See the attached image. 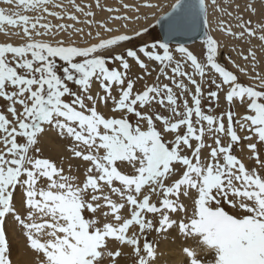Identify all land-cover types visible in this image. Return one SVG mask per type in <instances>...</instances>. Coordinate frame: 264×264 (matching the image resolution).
I'll return each mask as SVG.
<instances>
[{
  "label": "snow or ice",
  "instance_id": "obj_1",
  "mask_svg": "<svg viewBox=\"0 0 264 264\" xmlns=\"http://www.w3.org/2000/svg\"><path fill=\"white\" fill-rule=\"evenodd\" d=\"M68 2L84 21L63 0H0L12 6L0 7V32L20 41L0 43V264H12L6 218L23 230L35 264H122L130 255L132 264H156L148 237L174 228L196 244L183 249L189 264H264V71L257 52L241 53L251 68L228 58L244 83L207 32L200 57L170 40L125 47L149 28L121 33L95 21L90 5L85 11ZM247 10L257 12L252 4ZM201 16L206 25L205 0H176L161 19L171 37L196 31ZM235 19L240 31L223 21L220 28L241 40L259 32L264 42V22ZM76 23L110 35L96 32L97 42L80 45L72 39L84 35ZM136 67L143 75L133 78ZM153 71V82L136 89ZM221 95L227 111L217 114ZM237 105L245 110L239 118ZM52 132L66 142L68 156L59 162L43 155Z\"/></svg>",
  "mask_w": 264,
  "mask_h": 264
},
{
  "label": "rangeland",
  "instance_id": "obj_2",
  "mask_svg": "<svg viewBox=\"0 0 264 264\" xmlns=\"http://www.w3.org/2000/svg\"><path fill=\"white\" fill-rule=\"evenodd\" d=\"M209 3L212 4V0H208ZM148 2L156 5V7L148 8L145 6V0H100L101 7H96V0H76V4L81 5L85 8V11L89 10L88 6H91V10L95 13L94 19L97 22L103 21L107 22V26L113 29H119L121 33H127V34H133L137 30H142L145 27L149 28V32L141 37L135 38L132 42L126 43L125 47H139L143 45L144 43H151L156 40H161L160 32L157 28L156 22L159 17H161L163 14L167 13L172 6L175 4L176 0H148ZM63 3L66 6V9L70 13L76 14L81 21H84L86 18L79 12L75 11V8L68 2V0H63ZM124 4H128L131 7L129 8H123ZM210 4V5H211ZM249 4H252V6L257 10L256 14H252L247 10V6ZM237 5H239V8L237 9ZM139 6V11H136V7ZM108 8L112 9H118V12L110 13L107 11ZM212 11L210 12L209 8L207 11L208 16V34H211L218 40V42L222 45L221 48V62L228 67L229 69L236 72L237 75L240 76V79L244 83H248L247 77L243 76L238 72L237 69H235L232 65V63L229 61V57H231L232 60L236 62V64H239L246 68H251V65L248 64L243 59L244 55H247L249 52V49H252L257 52V56L259 61L261 62L260 65L257 67L258 71H264V42H261L258 39L259 32L257 33V36L255 37H245L244 39H237L234 37H231L228 35L225 31H223L220 28V23L223 21L224 27L227 28L228 26H231L233 30L240 31V29L236 28V24L238 21L235 19L237 15L241 16L244 20H251L252 26L254 27L255 24L264 22V0H217L216 5H211ZM220 8H224L225 12L222 13L220 11ZM232 12L233 15L229 16L227 13ZM114 15H127L129 17L128 20H113L112 17ZM136 17H139V19H136ZM207 18V17H206ZM87 19H93L92 17H88ZM53 24H59L61 22L63 23H73L71 20L65 19L64 21L57 20L55 18H49ZM210 22H212L213 26L210 27ZM124 25H127L125 27ZM77 28H82L84 31L83 37L79 35H74L72 39L76 40L78 44L84 45L87 43H95L96 41V32L101 33V37H107L110 34L106 33L103 28L98 27L97 24H92L91 26L87 23H76L75 25ZM123 28V29H122ZM91 32L92 36H88L87 33ZM116 34V33H112ZM67 38V37H65ZM204 41V40H203ZM203 41L194 44L186 46L189 48L190 51L193 52L192 48L196 45L202 44L204 51H206V48L204 46ZM171 47H178L177 45H170ZM194 53V52H193ZM195 54V53H194ZM197 55V54H196ZM200 57L199 55H197ZM142 59H146L143 58ZM150 67H155V65H150ZM143 75L142 70H140L138 67L133 69V78H135L136 75ZM157 75V71H153L151 77H146L144 80L139 81L136 85V89H141L142 85L145 83L151 84L153 80L155 79V76ZM162 81L167 83L168 81L163 80ZM98 87V85L93 86V90ZM214 90V89H213ZM208 101H204L205 106L207 107ZM4 101L0 100V105H3ZM237 113V118L239 116H242L245 114L244 108L237 105L233 109ZM227 111V107L223 101V96L221 95V102L220 107L215 109V112L217 114H220L222 112ZM226 123V118H225ZM240 135H245L246 133H239ZM65 142V141H64ZM210 142V141H209ZM247 143V142H244ZM236 154L238 156L244 155L245 153H241L240 151H236ZM45 157H48L44 154ZM49 158V157H48ZM245 163H248L247 159H245ZM225 210L232 212V209L228 205H224ZM7 220V219H6ZM164 235V234H163ZM181 235V234H180ZM182 236V235H181ZM151 236L148 237L150 239ZM160 237H163L160 235ZM193 242V243H192ZM194 241L189 240V247H196V244H194ZM199 249H197L198 251Z\"/></svg>",
  "mask_w": 264,
  "mask_h": 264
},
{
  "label": "bare ground",
  "instance_id": "obj_3",
  "mask_svg": "<svg viewBox=\"0 0 264 264\" xmlns=\"http://www.w3.org/2000/svg\"><path fill=\"white\" fill-rule=\"evenodd\" d=\"M205 2L207 6V11L209 8L211 12L212 4L209 3L208 0H205ZM0 7L11 8L12 6L0 3ZM158 20L159 19H157V21ZM207 20H208V16H207ZM208 23L209 22H207L206 24L207 33L209 28ZM212 26L213 24L212 22H210V27ZM9 31H12V29H9ZM203 40L204 38L202 40H197L191 43L190 46L197 44ZM2 42H12L14 44L20 43L18 38L16 37L10 38L8 36H5L3 32H0V43ZM203 48H204L203 45L199 44L194 46L192 50L195 54L200 56L202 55L203 52H205ZM65 143L66 142L61 140L56 135L55 132H52L45 138V142L43 144L44 154L49 158L59 162L61 159L68 156V153L65 150ZM80 178L83 179V176L81 175ZM4 227L6 232V238L9 241V258L11 259L12 264H35L36 255L28 247V242L26 236L24 235L23 230L17 225H14L10 219H7L5 221ZM160 235L163 237H160ZM150 236L151 237L149 240L156 242V247H157L156 264H189V258L186 256V254L183 251L185 247H189V240H185V238L181 236L175 228L169 230L168 233L164 235L153 233ZM124 251L130 252V249L125 248ZM133 259L134 257L130 255L126 257L124 261H122V264H132Z\"/></svg>",
  "mask_w": 264,
  "mask_h": 264
},
{
  "label": "water",
  "instance_id": "obj_4",
  "mask_svg": "<svg viewBox=\"0 0 264 264\" xmlns=\"http://www.w3.org/2000/svg\"><path fill=\"white\" fill-rule=\"evenodd\" d=\"M171 12H172V8L167 13L163 14L161 17H165L167 14ZM161 17H159L160 22L157 23L156 25L160 32L162 42L170 40V45L189 46L191 43L205 38V33L207 32V29L204 23L203 16H201L199 19V27L196 31H190L186 28H183L181 30L174 32L171 35V37L169 36V28H168L169 21L167 19H161Z\"/></svg>",
  "mask_w": 264,
  "mask_h": 264
}]
</instances>
